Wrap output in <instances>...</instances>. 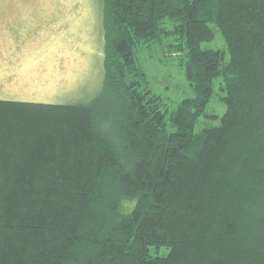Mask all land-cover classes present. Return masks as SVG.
I'll use <instances>...</instances> for the list:
<instances>
[{"label":"trees","instance_id":"trees-1","mask_svg":"<svg viewBox=\"0 0 264 264\" xmlns=\"http://www.w3.org/2000/svg\"><path fill=\"white\" fill-rule=\"evenodd\" d=\"M102 28L91 102L0 100V264H264V0H102ZM168 35L172 113L135 58Z\"/></svg>","mask_w":264,"mask_h":264},{"label":"rangeland","instance_id":"rangeland-1","mask_svg":"<svg viewBox=\"0 0 264 264\" xmlns=\"http://www.w3.org/2000/svg\"><path fill=\"white\" fill-rule=\"evenodd\" d=\"M175 44L178 41L168 35L135 49L148 88L161 97L167 113L195 96L178 66L184 56L172 52ZM103 47L102 0H0V100L53 105L91 102L103 87ZM201 49L219 50L228 58L217 29L214 39L202 43ZM218 83L214 82L206 110L211 117H201L195 133L221 123L225 93Z\"/></svg>","mask_w":264,"mask_h":264}]
</instances>
